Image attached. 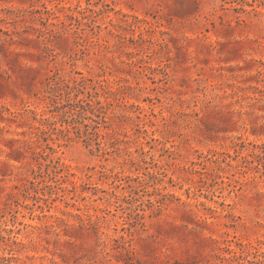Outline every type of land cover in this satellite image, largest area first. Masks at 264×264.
Listing matches in <instances>:
<instances>
[{"label": "rangeland", "instance_id": "374dc122", "mask_svg": "<svg viewBox=\"0 0 264 264\" xmlns=\"http://www.w3.org/2000/svg\"><path fill=\"white\" fill-rule=\"evenodd\" d=\"M0 264H264V0H0Z\"/></svg>", "mask_w": 264, "mask_h": 264}]
</instances>
